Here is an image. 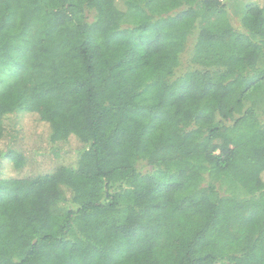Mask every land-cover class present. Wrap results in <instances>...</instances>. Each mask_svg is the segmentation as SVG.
Here are the masks:
<instances>
[{"label":"trees","instance_id":"trees-1","mask_svg":"<svg viewBox=\"0 0 264 264\" xmlns=\"http://www.w3.org/2000/svg\"><path fill=\"white\" fill-rule=\"evenodd\" d=\"M0 145V264H264V0H0Z\"/></svg>","mask_w":264,"mask_h":264},{"label":"rangeland","instance_id":"rangeland-1","mask_svg":"<svg viewBox=\"0 0 264 264\" xmlns=\"http://www.w3.org/2000/svg\"><path fill=\"white\" fill-rule=\"evenodd\" d=\"M251 0H228V7L229 11L232 14L233 20L235 21L236 25H239V16L242 14V12L245 10L246 4ZM259 1V0H255ZM7 75V74H6ZM30 119V121L28 120ZM35 117L32 114H27L26 119L19 118V116H15L12 119H10L7 123L8 130L11 134V136H16L17 139L23 137L25 140H22L24 144H27L28 148V155L31 157L32 162L31 166L34 169V173L37 172H45L48 171V166L52 164L53 157L45 154V156H34L33 153L38 150H44L46 148V143L42 141L41 137H38V135H35L34 132L37 130L39 123H35ZM26 127V128H25ZM1 146V145H0ZM0 149H3L1 147ZM66 162H72L75 161V155L74 153H69L67 156Z\"/></svg>","mask_w":264,"mask_h":264}]
</instances>
